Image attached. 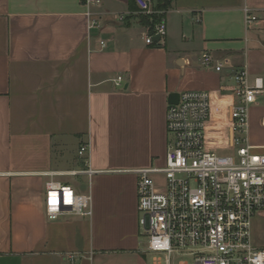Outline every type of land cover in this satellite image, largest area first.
I'll return each instance as SVG.
<instances>
[{
    "label": "crops",
    "instance_id": "crops-1",
    "mask_svg": "<svg viewBox=\"0 0 264 264\" xmlns=\"http://www.w3.org/2000/svg\"><path fill=\"white\" fill-rule=\"evenodd\" d=\"M246 7L264 0H173L164 40L148 44L136 0H102L91 30L84 0H0V264H147L135 171L165 163L172 92L209 91L206 147L236 149L233 71L264 84V28L245 26ZM204 52L223 70L203 66ZM261 95L251 132L264 127ZM83 143L93 178H130L99 180L90 216L49 219L46 173L84 168ZM250 143L264 152V136Z\"/></svg>",
    "mask_w": 264,
    "mask_h": 264
},
{
    "label": "built area",
    "instance_id": "built-area-1",
    "mask_svg": "<svg viewBox=\"0 0 264 264\" xmlns=\"http://www.w3.org/2000/svg\"><path fill=\"white\" fill-rule=\"evenodd\" d=\"M140 11L155 12L153 1L136 0ZM102 0H84L89 30L102 21L93 9ZM120 21L124 15H118ZM245 26L264 28V9L245 8ZM167 34L165 18L146 38L154 44ZM106 43L101 40V46ZM202 64L222 71L224 64L212 54H202ZM236 104L232 111L235 155H221L206 147V126L211 117L212 95L207 90H186L177 103H169L166 114L168 145L165 163L135 171L141 235L148 238V253L157 264H174L175 255L188 256L180 264H264V247L252 238L253 220L264 215V152L249 141V112L264 93L261 77L252 85L247 67L233 71ZM117 84L123 75L114 79ZM264 126V117L262 119ZM89 143L78 154L85 167L49 171L45 183V209L49 219L65 215L90 216L92 194L54 178L58 175L92 176ZM71 258H74L71 255Z\"/></svg>",
    "mask_w": 264,
    "mask_h": 264
},
{
    "label": "rangeland",
    "instance_id": "rangeland-1",
    "mask_svg": "<svg viewBox=\"0 0 264 264\" xmlns=\"http://www.w3.org/2000/svg\"><path fill=\"white\" fill-rule=\"evenodd\" d=\"M157 4V2H156ZM156 4L153 3V7L155 9ZM141 15H146V13L139 12ZM259 98L264 99V94H262ZM263 137L264 136V127H256L252 128V132L249 130V141H252L253 137ZM252 137V139H251ZM251 139V140H250ZM237 149V148H236ZM236 149L233 151H225V150H219L217 151L218 154L221 155H235ZM111 179L112 181H118V180H124L128 181L130 178L129 173H110V174H99L95 178H93V175L90 177L85 174H80L77 176H69L67 177L70 181V184L73 186H76L80 188L82 191L96 193V190L98 189V181L102 178ZM252 238L254 243L259 247H264V215H257L254 217L253 220V228H252ZM143 243H148V238L143 235ZM147 264H157L155 263L154 254L148 253L147 254ZM189 257L185 255H175L173 259L174 264H180L181 261L188 260ZM164 264V263H162Z\"/></svg>",
    "mask_w": 264,
    "mask_h": 264
},
{
    "label": "trees",
    "instance_id": "trees-1",
    "mask_svg": "<svg viewBox=\"0 0 264 264\" xmlns=\"http://www.w3.org/2000/svg\"><path fill=\"white\" fill-rule=\"evenodd\" d=\"M173 0H157L155 12L152 14L140 15L141 22L149 27L150 33L154 32L155 26L162 18H165L166 12L172 5Z\"/></svg>",
    "mask_w": 264,
    "mask_h": 264
},
{
    "label": "water",
    "instance_id": "water-1",
    "mask_svg": "<svg viewBox=\"0 0 264 264\" xmlns=\"http://www.w3.org/2000/svg\"><path fill=\"white\" fill-rule=\"evenodd\" d=\"M155 40H160V36H155ZM180 93L179 92H172L169 95V103H177L179 101Z\"/></svg>",
    "mask_w": 264,
    "mask_h": 264
}]
</instances>
